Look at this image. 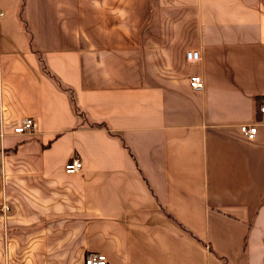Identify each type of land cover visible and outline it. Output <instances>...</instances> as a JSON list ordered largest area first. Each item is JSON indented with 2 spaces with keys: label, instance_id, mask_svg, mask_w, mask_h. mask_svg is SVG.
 <instances>
[{
  "label": "crops",
  "instance_id": "crops-1",
  "mask_svg": "<svg viewBox=\"0 0 264 264\" xmlns=\"http://www.w3.org/2000/svg\"><path fill=\"white\" fill-rule=\"evenodd\" d=\"M0 13V264H264V0Z\"/></svg>",
  "mask_w": 264,
  "mask_h": 264
},
{
  "label": "built area",
  "instance_id": "built-area-1",
  "mask_svg": "<svg viewBox=\"0 0 264 264\" xmlns=\"http://www.w3.org/2000/svg\"><path fill=\"white\" fill-rule=\"evenodd\" d=\"M1 14V13H0ZM185 60L188 62H195L199 59V54L196 50H188L184 54ZM188 84L191 88L200 89L202 86L201 77L198 75L190 76ZM258 113L260 115L259 122L264 123V99L258 104ZM240 133L247 137L252 138L256 131V123L254 124H242L239 126ZM12 133L23 135L34 133V123L30 118H23L18 124L12 127ZM81 163L79 159L72 158L64 165V172L71 174L80 170ZM9 207L6 204L0 206V214L2 217L8 213ZM83 264H105V257L103 254L86 252L83 257Z\"/></svg>",
  "mask_w": 264,
  "mask_h": 264
},
{
  "label": "trees",
  "instance_id": "trees-1",
  "mask_svg": "<svg viewBox=\"0 0 264 264\" xmlns=\"http://www.w3.org/2000/svg\"><path fill=\"white\" fill-rule=\"evenodd\" d=\"M73 110L76 113L77 117H81L82 116V113L80 112V110L78 109V107L75 106L74 104H73ZM92 126L93 127H97V128H101L103 126V124L100 123V122H98V123H94Z\"/></svg>",
  "mask_w": 264,
  "mask_h": 264
}]
</instances>
